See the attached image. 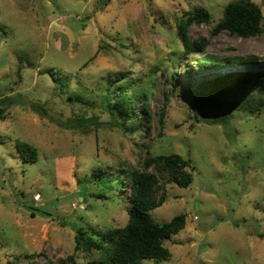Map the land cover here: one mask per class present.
<instances>
[{"label":"rangeland","instance_id":"rangeland-1","mask_svg":"<svg viewBox=\"0 0 264 264\" xmlns=\"http://www.w3.org/2000/svg\"><path fill=\"white\" fill-rule=\"evenodd\" d=\"M232 1L0 0V97L18 96L0 120V264H90L75 252L78 229L126 226L131 192L118 179L147 152L190 159L194 179L188 188L167 184L165 204L151 211L158 222L186 215L165 242L171 257L142 264H264V108L235 112L227 124L197 120L185 66L193 85L213 72H198L201 55L186 56L176 35L180 19L205 8L211 24L189 28L193 43L264 65V36L212 33ZM253 1L264 16V0ZM118 78L129 96L148 100V134L110 124L104 99ZM78 117L89 125L63 127ZM18 140L37 148V162L22 161Z\"/></svg>","mask_w":264,"mask_h":264},{"label":"trees","instance_id":"trees-1","mask_svg":"<svg viewBox=\"0 0 264 264\" xmlns=\"http://www.w3.org/2000/svg\"><path fill=\"white\" fill-rule=\"evenodd\" d=\"M107 4L108 0H103ZM211 13L205 8H196L187 13L176 25V35L183 46V52L190 57L200 54L194 60L195 68L200 73L213 72L203 78L198 85L192 84V69L185 66L188 93L193 105L202 116L197 120L212 125L227 124L235 112H258L264 108V65L258 57L218 56L206 52V40L193 43L188 34L193 24H211ZM228 32L239 38L264 36V16L262 8L253 0L230 2L223 11L222 18L212 25V33ZM51 76L56 79L53 72ZM178 73L172 76L176 87ZM116 79L108 87L104 99V108L110 117V124L130 134H148L151 127L152 112L148 100L129 96L128 87ZM180 86V85H179ZM69 101L85 103L82 98L69 97ZM18 102V96L0 97V120L6 118L8 109ZM31 108L45 114L40 105ZM166 110L160 112L163 127ZM197 116V115H196ZM93 124L95 122L92 121ZM88 126L89 121L71 118L63 127L74 129ZM17 149L24 163L38 161V150L33 145L18 140ZM126 168V167H122ZM193 164L178 154L153 155L147 152L142 166L122 170L118 179L123 188L130 190L128 201V222L122 228L97 230L81 227L75 236V252L83 251L90 264H142L144 260L163 261L171 257L165 242L179 234L186 225V215L179 214L168 222H158L151 211L166 202V185L174 184L188 188L193 182ZM124 191H121L123 193ZM100 197V195H98ZM35 216L37 209L32 208ZM36 255H26L32 258ZM74 263L71 255L63 261Z\"/></svg>","mask_w":264,"mask_h":264}]
</instances>
